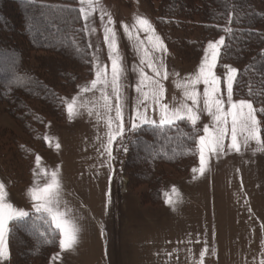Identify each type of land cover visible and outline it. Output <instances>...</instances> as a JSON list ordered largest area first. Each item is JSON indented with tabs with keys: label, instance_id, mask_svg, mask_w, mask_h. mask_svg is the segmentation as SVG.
Instances as JSON below:
<instances>
[{
	"label": "rangeland",
	"instance_id": "rangeland-1",
	"mask_svg": "<svg viewBox=\"0 0 264 264\" xmlns=\"http://www.w3.org/2000/svg\"><path fill=\"white\" fill-rule=\"evenodd\" d=\"M76 2V8L79 9L80 5L78 0H76ZM101 2L104 9L109 12L114 19L118 36L121 33L119 37V41H121V44H119L120 51L123 53L127 52V54H129V56L126 55L129 59V65L127 62H123L125 67V75L122 79V83L124 84V81L130 79V73L133 72L131 70V66L139 64V57L133 54V45L125 37L121 24L123 23L131 26L134 23L135 16H143L151 21L156 33H158L160 37L162 34L156 29L157 27L154 22V15L145 0H101ZM80 19V29H82L84 27L85 21L81 17ZM105 19H107V17H105ZM90 20L92 22L91 26L95 27L96 29L95 33L86 35L83 31H81L80 36L73 34V38L71 40L73 41L74 46L68 51L63 59H59V56L56 55L36 51V74L45 79L48 78L49 80H52L53 84L55 85V91L58 93V95H45L41 98L40 94L37 93L36 124L27 125L26 123H18L10 117L5 105L0 106V129L11 130L13 132V134L8 133L2 140L3 143H0V164L2 172L7 175L10 180L11 188L13 190L17 189V192L23 191L27 187H32L34 181V172L37 171V166L35 163V158L37 155L41 157V163L45 167L44 169L48 172L56 170L57 168L60 169L59 166L55 165L56 161L54 162L48 157L51 156L54 158L59 156L57 155V152L59 151L57 150L56 152L57 148L55 149L53 142H60V140H62V143H64V139L66 138L64 131L67 129V113L66 106L61 103V99L66 100L68 98L70 100L71 97H75L78 93L79 85L83 82L90 81L93 78L94 72L92 64L88 62L91 60L92 52H95L103 63L108 64L105 62L106 59L103 55V44L105 43H103L104 34L103 26L99 18V10L93 14ZM139 35L142 40L147 38V34L144 32H140ZM177 35L179 34L177 33L176 36ZM191 37L192 38L189 39V42H191L194 51L198 53L200 51V45L202 44L201 37L194 32H192ZM162 38L163 36L161 39ZM218 39L219 38L211 41H216ZM89 43L92 46L91 49H88L87 47ZM193 43H195L198 48H196V45H193ZM76 46L79 47L80 51L76 50ZM97 48L99 51H97ZM167 52L169 55L176 58L179 63H181L178 58L174 56V53V55H172L170 53L171 51L169 52L167 50ZM196 53H193L194 56L197 55ZM155 55H158V53ZM126 56L124 55V61H127ZM48 61H54L53 64H48L51 68V71L43 69L44 65ZM167 61L169 63L168 70L170 72H182L181 70H178V68H174V64H172L170 59H167L166 62ZM230 66L235 67L233 65ZM185 67L186 68L184 70L186 73L182 77H186L190 74L188 66ZM147 70V73L149 74L150 70ZM47 72L53 75L54 79H51V76L45 77V75L48 74ZM61 72H63V75ZM198 88L202 93L203 85H199ZM126 89L129 90L130 87L125 85L123 89L124 96H128L129 94L128 92L126 93ZM135 94H137L136 91ZM135 94L133 96H136ZM234 99L238 100L235 97ZM43 101L48 104L47 107L43 105ZM42 112H46L47 116H42ZM73 126L69 124L68 129L73 128ZM128 126H130V123L126 126V128ZM182 128H184L185 131L191 130L185 125H183ZM48 129H54L56 133L50 135V133H46V130ZM146 133V131L141 130V133L139 134L138 132L131 133V139L126 137L128 149L130 147L129 145L133 141H137L139 139L140 134ZM19 136L22 138V140L26 141L24 143L23 153L20 150L21 145L18 144L17 140ZM44 137L52 138L51 142H46ZM146 139H148V136H146ZM114 147L116 149V159L113 160L115 173L111 179V182L109 181L110 173L107 169L106 172L103 169L106 167H101L98 165L84 166V172L87 171L86 181L73 182V188L75 185H77V183L81 185L82 188L86 187V194H83L88 198H94L97 193H102V185L105 184H109V188H111L113 196L112 203L104 214H96L93 211H79V215L76 213L73 214V217H81L80 219L85 221L86 225H90V230H86L88 242L86 245H84L85 251L83 250L84 252L82 253L83 255H87L88 264H163L161 261L155 260L158 257H155V254H157L161 249H168L169 253L184 257L182 261L180 258H178L168 262L169 264H194L192 260H189L190 255L194 254L195 249V236L192 226L193 223L199 224L200 222L206 221L207 219L205 218L206 215L200 211L198 207L199 202L200 206L203 203V199L200 196L197 197L194 206L193 196H189L193 193V186L187 181V179L192 168L198 163L192 166L188 172L187 167L190 164V161H188L187 158H184L182 161H178L177 164L180 163V167L167 166L165 163L168 161L163 162L162 160H155L154 164L152 165L151 172L147 178H149L150 181H155L156 183L151 186L145 181L148 179L144 180V178L141 177V181H138L136 177L137 183L140 184H132L131 177L136 174H134V170L132 168L131 170L127 168L128 151L125 153L122 150H119V141L114 144ZM49 148L53 149V153L49 152ZM54 151L56 153H54ZM62 152L60 156L62 155ZM42 156L48 158V160L43 159L44 157ZM76 174L79 175L80 172H77ZM76 174L74 173V176ZM103 175H105V177ZM214 177L216 178L217 184L219 185V177L217 172L214 173ZM60 179L62 181L63 187V178L60 177ZM105 180H107V182ZM43 182L44 179L42 177L41 183ZM179 182H183L181 188L184 191L181 192L183 195H185L184 198L180 196L177 197L176 194L172 193L171 191L173 187L179 191ZM73 191L75 193V190ZM165 192L169 193L173 200L179 199L180 202L173 206L167 205L165 203ZM248 192L250 193L249 190ZM209 193L216 197L217 204L219 205L218 202H220V192L218 188L215 191L210 190ZM144 195H146L147 198L143 199L142 196ZM205 198H207V195ZM88 207L89 209L93 210V206ZM174 208L175 210H173ZM30 215L35 216L36 214L34 212V214ZM240 219L243 221H250L249 216L247 217L245 215L240 216ZM223 220V217H220V215L217 216V221ZM97 221H99L101 225H104V231L102 230L103 233L102 231L96 229L97 227L95 223ZM180 224H184L186 229L183 230L182 228L184 226L182 227ZM166 225H168V227H173V229L166 230L167 234L161 237L159 233L164 231L160 228H163ZM149 234H152V236H149ZM155 234L160 237H156ZM13 235L15 236L14 242L17 245V253L20 254L21 239L19 236L21 235L17 231ZM31 244L35 246L37 245V243L34 241H32ZM58 246V243L55 242L50 246L44 247L45 251H47L50 247L53 248V256L59 252L60 248H58ZM151 251L153 255L150 256L149 254ZM96 257L99 259H96ZM151 257L154 259L152 262L149 260ZM49 261L47 263L37 262L36 264H48ZM204 264H210V262L208 260H204ZM217 264L227 263L222 262Z\"/></svg>",
	"mask_w": 264,
	"mask_h": 264
},
{
	"label": "snow or ice",
	"instance_id": "snow-or-ice-1",
	"mask_svg": "<svg viewBox=\"0 0 264 264\" xmlns=\"http://www.w3.org/2000/svg\"><path fill=\"white\" fill-rule=\"evenodd\" d=\"M30 3L34 0H29ZM79 16L85 21L81 29L86 35L95 33V27L91 26L90 18L99 10V18L103 26L104 43L108 49L109 64L103 63L99 56L91 53L94 79L89 84L80 87L81 93L99 92L98 100L103 103V116L96 113L97 121L104 119L107 126V142L103 145V153L107 155V164L111 173H115L112 161L116 159L113 153V145L119 141L120 149L127 153L128 144L126 137L131 139L130 134L139 132L147 126L152 129L154 136L171 141L179 138L181 141L187 140L195 145L194 148L185 149L186 154H196L199 159V167L193 168L192 172L203 176L209 168L210 158L217 159L221 155H227L234 151L241 153L242 149H248L252 142L257 145V150L264 151V136H262L261 120L257 118V109L249 100L234 99V84L237 81L239 70L230 65H225L226 72L223 75V82L226 94L221 89V77L216 74L219 59L222 56V49L227 47L225 37H220L217 41H210L205 49V54L199 64L197 71L186 77H180L179 73L170 72L164 61L167 47L161 37L156 33L151 21L143 16H135L134 23L121 24L125 37L133 45V51L139 57V64L132 66V71L137 74L135 91L137 100L134 107V115L131 117L130 126L126 128L124 118L123 89L125 85L122 79L125 75L123 54L120 51L119 36L115 28V21L111 14L107 12L101 0H78ZM107 17V19H105ZM229 23H232L231 19ZM225 32L231 33V28H225ZM147 34L149 49L139 33ZM91 49V44H88ZM76 50L80 51L76 46ZM97 51L99 49L97 48ZM159 53V55H155ZM146 69L151 71L147 74ZM169 77L173 78V83L181 91V98L177 100L172 97L171 102H166V92L164 81ZM203 85V91L198 86ZM109 89L111 91L109 92ZM251 94V92H250ZM115 99L113 106L112 100ZM79 97H73L70 101L61 99V103L66 106L69 120H73L81 115L80 108H87L88 115H93V109L88 107L89 102L81 101ZM190 102V103H189ZM264 112V109L260 110ZM114 112V116L112 113ZM206 113L210 117V123L198 127L201 115ZM190 128L185 131L181 125ZM175 133V137L170 135ZM46 142H51L50 137H44ZM227 141V143H226ZM55 147L60 148L57 142ZM35 163L37 171L34 172L32 187L28 190V196L32 202L35 216L33 217V227L35 222H43L47 231L37 229L42 242L51 245L57 242L61 253L73 252L79 243L81 228L76 218L71 215L72 210L62 201V181L59 169L48 172L41 166V157L36 156ZM43 177L44 182L41 183ZM112 175L109 176L111 182ZM172 193L180 196L178 190L173 187ZM110 197V192L107 194ZM165 203L173 206L180 202L173 200L172 196L165 192ZM64 203V208H61ZM175 210V208L173 209ZM30 213L14 206L9 201L6 185L0 181V264L9 258V240L13 229L11 222H24ZM208 252L207 245L200 252L199 264H204L205 254ZM171 255V253H169ZM60 254L53 257L58 259ZM259 264H264L261 259Z\"/></svg>",
	"mask_w": 264,
	"mask_h": 264
},
{
	"label": "trees",
	"instance_id": "trees-1",
	"mask_svg": "<svg viewBox=\"0 0 264 264\" xmlns=\"http://www.w3.org/2000/svg\"><path fill=\"white\" fill-rule=\"evenodd\" d=\"M145 1L154 15L156 29L182 64H196L207 42L225 37L227 47L222 49L217 73L223 81L225 65H233L239 70L234 97L253 103L264 136V112L260 111L264 109V0ZM76 5V0H34L32 3L29 0H0V106L5 105L10 117L18 123L36 124L37 93L40 98L58 95L52 80L36 74V51L63 59L73 48L72 35H81V19ZM230 19L232 23H229ZM225 28H231V33L225 32ZM192 32L201 37L198 53L189 42ZM53 62L48 61L43 69L51 71L48 64ZM47 76L54 79L50 73ZM43 105L47 107L48 104L43 101ZM41 114L47 116L46 112ZM142 131L147 133L140 134L128 149L127 168H132L136 174L131 177L132 184L141 181V177L148 179L145 181L151 186L156 183L147 178L155 160L180 167L178 161L187 158L190 161L188 172L198 163V155L185 153L186 148L195 147L190 141L157 139L147 126ZM8 133L13 134L11 130L0 129V143ZM170 135L175 137V133ZM17 140L23 153L26 141L20 136ZM115 150L114 147V155ZM142 197L147 198L146 195ZM33 217L30 215L24 222L11 224L12 264L47 263L54 252L51 247L45 251L44 246L50 245L42 242L37 229L47 231V228L39 221L33 227ZM16 231L21 235L20 254L14 242ZM32 241L38 246L31 244Z\"/></svg>",
	"mask_w": 264,
	"mask_h": 264
},
{
	"label": "crops",
	"instance_id": "crops-1",
	"mask_svg": "<svg viewBox=\"0 0 264 264\" xmlns=\"http://www.w3.org/2000/svg\"><path fill=\"white\" fill-rule=\"evenodd\" d=\"M163 42L166 45L164 39ZM144 43L149 49H151V45L148 44L147 38L144 40ZM119 44H121V41H119ZM207 44L204 48V52L200 61L194 65H183L167 52L164 55V61L167 65V68L169 69V63L168 61L166 62V60L170 59L172 64H174V68H178V70L182 71L178 72L181 77L186 73V71L184 70L186 68L185 66H188L190 74L194 73L195 71H197L199 64L201 63V60L205 54ZM103 46V55L106 59L105 62L109 64L108 49L106 44H103ZM167 50L170 52L168 47ZM121 53L123 54V62H127L129 65V59L126 56H129V54H127V52ZM170 53L174 55L172 52ZM133 54L137 55L134 51ZM124 55L126 56L127 61H124ZM147 71L148 70L146 69V72ZM216 74L218 75L217 68ZM149 75H151V71H149ZM129 78L130 79H128L127 81H124V85H128L130 87L129 90L126 89V93L128 92L129 94L128 96H124L123 93V96L125 97V126L129 125L131 117L134 115V107L137 100V94H135L134 91L138 79L137 74L132 72L130 73ZM92 79H94V76ZM91 80L83 82L79 85L78 93L75 97H79L78 104L81 101L89 102L88 107H91L93 109V115L91 117L88 115L87 108H80L81 115L73 120H69L67 115V129H65L64 131L66 138L64 139V143H62V140L58 142L60 144L59 149H56L55 147L56 152L57 150L59 151L57 152V155L59 156L54 158H52L51 156L48 157L54 162L56 161L55 165L60 167V177L63 178V187L61 193L62 201L66 202V206L72 210V216L74 213L79 215V211H93L96 214H104L106 213L107 208L112 203L113 198L111 188H109V184L102 185V193H97L94 198H88L84 196L83 193L86 194V187L82 188V186L78 183L73 188L74 181H86L87 171L84 172L83 167L87 165H98L101 167H106L103 168L104 171L106 172L107 169L110 175H112V178L114 176L107 164L106 153L104 155H101V153H103V145L107 142L106 133L108 129L104 119L97 121L96 118L97 112H100L103 116V109L100 106L103 102L98 100L99 92H80V87L89 84ZM164 84L167 89L166 102H171L173 96H175L177 100L181 98V91L175 87L172 77H169L168 80L164 81ZM221 89L222 92L226 94V88L222 79ZM110 91L111 89H109V92ZM134 94L136 96H133ZM72 98L73 97H71L70 100ZM70 100L68 98L66 99V101ZM112 103L114 106V98L112 100ZM112 115L114 116V112L112 113ZM209 123L210 117H208L206 113H203L201 115L200 121L198 122V127H202L203 125ZM69 124L71 126L74 125L73 128L68 129ZM46 133H50L51 135L56 132L54 131V129H48L46 130ZM56 143L57 142H53V146L56 145ZM48 150L49 152L53 153V149L49 148ZM56 152L54 151V153ZM61 152L62 155L60 156ZM48 158L44 157L43 159L48 160ZM41 166L45 168L42 163ZM198 167L199 162L193 168ZM77 172H80V174L77 175ZM215 172L218 173L219 185L217 184L216 178L214 177ZM74 173L76 174L75 176ZM99 176L102 177L101 175ZM103 176L105 177V175ZM0 181L5 183L9 201L12 202L15 207L27 211L30 214H34L32 202L28 196V190L31 187H27L20 192H17V189L13 190L10 186V180L8 176L2 172L1 164ZM105 181L107 182V180ZM187 181L193 186V193L192 195H189L193 196V205L195 206L196 198L200 196L203 199V203L200 206L199 202L198 207L200 211H202L206 215L205 218L208 219H206V221L200 222L199 224L193 223L192 228L195 236V249L194 254L190 255L189 260H192L194 264L199 263L200 252L204 249L206 244L208 252L205 254L204 260H208L210 264H217L222 262L227 264H259L260 260L264 259V151L257 150V145L255 144V142H252L249 145V148L242 149L241 153L230 151L227 153V155H221L218 159L215 156H212L210 158L209 168L206 173L203 176H199L198 174H194L191 170ZM182 184L183 182H179L178 184L180 185V192L178 191V193H180V197L184 198L185 195H183L182 193L184 190L181 188ZM217 188L220 192V202H218L219 205L217 204L216 197L209 193L210 190L215 191ZM73 190H75V193ZM248 190L250 191V193L248 192ZM109 192L110 197L107 195ZM206 195L207 198H205ZM64 206V203H62L61 208L63 209ZM88 206H93V210L89 209ZM218 215H220V217H223L224 220L217 221ZM243 215L247 217L249 216L250 221L241 220L240 216ZM80 218L81 217L76 218L81 231L79 234V243L76 246L75 251L61 253V251L59 250L58 253L60 254V257L54 260L53 257L57 256L58 253L54 254L50 258L48 264H88L87 255H83L82 253L85 251L84 245H86L88 242V238L86 237V230H90V225H86L85 221H82ZM12 223L13 222L10 223V227ZM95 225L97 227V230L104 231V225H101L99 221H97ZM180 225L182 227L184 226L183 228H180H182L183 230L186 229L184 224ZM160 229L164 231L159 233V235L163 237L165 234H167L166 230L173 229V227H168V225H166L165 227ZM182 234L184 235L183 232ZM149 236H152V234H149ZM155 236L157 237L158 235L155 234ZM159 252L155 254V257L158 256L155 260L161 261V263L163 264H169L168 262L178 258H180V260L182 261L184 258L183 256L180 257L174 254L169 255L168 249H161L159 250ZM149 255H153L152 251ZM96 259L99 258L96 257ZM149 260L150 262H152L154 259L151 257ZM11 262L12 261L10 254L9 258L3 261L2 264H11Z\"/></svg>",
	"mask_w": 264,
	"mask_h": 264
}]
</instances>
